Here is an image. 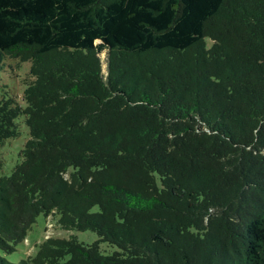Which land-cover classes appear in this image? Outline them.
<instances>
[{
	"label": "trees",
	"instance_id": "1",
	"mask_svg": "<svg viewBox=\"0 0 264 264\" xmlns=\"http://www.w3.org/2000/svg\"><path fill=\"white\" fill-rule=\"evenodd\" d=\"M21 118L0 264H264V0H0V148ZM41 215L100 240L12 262Z\"/></svg>",
	"mask_w": 264,
	"mask_h": 264
},
{
	"label": "rangeland",
	"instance_id": "2",
	"mask_svg": "<svg viewBox=\"0 0 264 264\" xmlns=\"http://www.w3.org/2000/svg\"><path fill=\"white\" fill-rule=\"evenodd\" d=\"M9 66L14 69L7 68V71L2 75V83L7 85L13 95L18 98V102L21 106L25 107L23 95L25 91V85L23 80L28 77L31 70V63H21L18 66V61L9 60ZM105 70H106V66ZM20 127V136L15 139H11L6 142L5 146L0 148V159L3 162L2 169L0 170V176H8L11 174L14 167L21 161L20 153L24 149L26 143L30 139V132L25 123V119L18 120ZM49 224L52 226L50 227ZM77 238L84 244H92L100 240L99 236L91 231H67L59 229L56 226V221L52 218H45L41 215L38 218L37 223L29 231L27 240L25 243L19 245L18 251L9 257L12 262H19L22 259H28L34 256L37 252L38 245L45 239L52 238L56 240H66L71 238ZM102 249L106 254L112 253L115 249L109 247L107 244L101 243Z\"/></svg>",
	"mask_w": 264,
	"mask_h": 264
},
{
	"label": "built area",
	"instance_id": "3",
	"mask_svg": "<svg viewBox=\"0 0 264 264\" xmlns=\"http://www.w3.org/2000/svg\"><path fill=\"white\" fill-rule=\"evenodd\" d=\"M49 226L51 227L52 225H51V224H49Z\"/></svg>",
	"mask_w": 264,
	"mask_h": 264
}]
</instances>
